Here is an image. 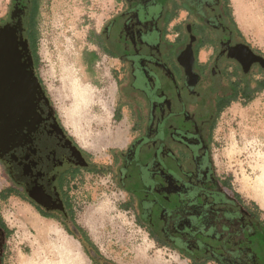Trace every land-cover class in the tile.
<instances>
[{
	"label": "flooded vegetation",
	"instance_id": "1",
	"mask_svg": "<svg viewBox=\"0 0 264 264\" xmlns=\"http://www.w3.org/2000/svg\"><path fill=\"white\" fill-rule=\"evenodd\" d=\"M36 1L9 0L0 14V28H14L20 62L40 83L33 82L26 104L0 106V192L12 188L10 195L82 236L72 221V183L83 171L102 173L104 163L64 126L39 74L29 36ZM121 2L97 43L122 64L121 100L135 119L132 143L113 154L116 183L155 239L190 261L264 264V244L250 242L255 233L222 193L228 181L211 155L220 106L264 81V51L242 33L230 0ZM189 44L192 53H185ZM7 226L0 209V264Z\"/></svg>",
	"mask_w": 264,
	"mask_h": 264
},
{
	"label": "rangeland",
	"instance_id": "2",
	"mask_svg": "<svg viewBox=\"0 0 264 264\" xmlns=\"http://www.w3.org/2000/svg\"><path fill=\"white\" fill-rule=\"evenodd\" d=\"M8 2L0 0V14ZM120 2L41 0L38 22L42 81L64 126L100 163H110L111 147L130 139V134L136 135L130 132L135 121L132 109L121 100L122 64L97 45L100 31L117 14ZM230 3L246 38L264 51V0ZM92 51L97 52V58ZM75 86L77 93L72 92ZM142 87L151 92L147 86ZM83 88L82 99L79 92ZM213 135L211 155L217 173L246 201H255L260 207L259 217L264 219V202L259 200L264 201V90L224 108ZM72 184L74 217L105 257L119 264H196L155 239L136 214V201L116 183L111 170L83 171ZM3 187L1 180L0 190ZM128 201L130 205L125 206ZM0 209L12 229L5 264H24L27 259L65 264L64 247L75 245L83 251L81 241L69 233L61 219L42 217L28 202L14 195H0ZM83 259L87 264L94 263L87 252ZM204 264L218 263L208 260Z\"/></svg>",
	"mask_w": 264,
	"mask_h": 264
},
{
	"label": "trees",
	"instance_id": "3",
	"mask_svg": "<svg viewBox=\"0 0 264 264\" xmlns=\"http://www.w3.org/2000/svg\"><path fill=\"white\" fill-rule=\"evenodd\" d=\"M40 6H41V0H38L34 3L31 18H30V24H29V28H30L29 36H30V40H31V44H32V50L35 51L37 59H39L38 51H37V41L39 38L38 22H39V15H40ZM91 54L94 58L98 57V54L96 51H92ZM262 90H264V81L259 82L258 86L256 88L251 87L246 92V95L244 98L248 99V100L252 99L257 92H260ZM237 100H238V97L234 96L231 99H229L226 104L221 105L219 108V111H218V116L224 110V108H226L227 106H229L232 103V101H237ZM113 151L115 152L116 150H113ZM98 166H99L100 171H107V170H110V168H111V166L108 164H100ZM221 189H222V193H224L229 199H231L234 202L232 209H234L236 212H238L239 214L244 216L243 221H241V225L245 224V225H248L249 227H251L253 229V232L255 234L251 238L250 242H252L253 241L252 239H254L257 243L260 242V243L264 244V219H261V217H259V211H260L259 205L253 200L246 201L243 198V196H241V194L239 192H237L233 189V186L231 185V183L229 181H228L227 185L225 184L224 189L222 187H221ZM12 191H13L12 188H6L0 192V195H3L4 198H7L8 196H10ZM125 204H126L125 206H129L130 201L126 202ZM40 213L45 217H52V218L54 217V215H51L50 213L45 212V211H40ZM56 218L58 220H60L59 217H56ZM72 221L80 229V231H82V236L76 235L73 231H71L69 229H67V230L69 231L70 234H73L75 237H77L81 241L86 252L93 259L94 263H96V264H107V263L108 264H116L115 261L105 257L101 253L100 249L95 244V242L92 240L89 233L85 230L84 227H82L76 221L75 218H72ZM235 223L238 226L240 225V221L238 222V220H235ZM237 223H239V224H237ZM8 226L6 227V231H7L6 235H7V237H10V235L12 234V229ZM91 250H94L96 252V254L104 262L100 261L99 259H96L91 254ZM207 261H208V259L204 260L202 262H199V263L196 261H193V262L196 264H204Z\"/></svg>",
	"mask_w": 264,
	"mask_h": 264
},
{
	"label": "water",
	"instance_id": "4",
	"mask_svg": "<svg viewBox=\"0 0 264 264\" xmlns=\"http://www.w3.org/2000/svg\"><path fill=\"white\" fill-rule=\"evenodd\" d=\"M14 35V28L8 25L0 28V67H2L0 70V106L3 107L2 109L9 104H26L30 98L33 82L40 87L33 73L28 72L21 64V55ZM184 52L192 53L191 44Z\"/></svg>",
	"mask_w": 264,
	"mask_h": 264
},
{
	"label": "crops",
	"instance_id": "5",
	"mask_svg": "<svg viewBox=\"0 0 264 264\" xmlns=\"http://www.w3.org/2000/svg\"><path fill=\"white\" fill-rule=\"evenodd\" d=\"M234 17H235V13H234ZM235 20H236V22H237V24H238V26H239V23H238V21H237V19H236V17H235ZM239 28H240V26H239ZM240 30L242 31V29L240 28ZM242 33H243V31H242ZM244 34V33H243ZM245 35V34H244ZM133 132L134 131V133H135V129H134V127H133V125H130V132ZM136 136V135H135ZM135 137H133V135L132 134H130V139H128L127 138V140L124 142H122V144H120V145H114V146H112L111 147V149H113V150H116V151H124L131 143H132V141H133V139H134ZM125 146V147H124ZM113 154H114V151H113ZM113 155H112V161H110V163H109V161L107 162V163H104V164H108V165H110V166H112L113 164ZM111 169V168H110ZM16 198H18L20 201H25V202H28V201H26L25 199H22V198H20V197H18V196H16V195H14ZM30 205H31V203L30 202H28ZM32 207H33V205H31ZM34 208V207H33ZM35 209V208H34ZM36 212H38L37 210H36ZM39 213V212H38ZM39 215H41L42 217H45V216H43L41 213H39ZM45 218H52V217H45ZM52 219H56V218H52ZM80 241V240H79ZM80 244H81V246H82V243L80 242ZM66 248L68 249V251H69V259H67V264H87L86 263V261L83 259V253H85L86 252V250H85V252H83L84 251V246H82V248H83V251L81 252V251H79V249L74 245V247H73V245H70L69 247H67L66 246ZM71 256H72V258H71ZM71 258V259H70ZM190 260V259H189ZM192 262V261H191ZM90 264H94L92 261H91V263ZM96 264V263H95ZM116 264H119V263H116Z\"/></svg>",
	"mask_w": 264,
	"mask_h": 264
},
{
	"label": "bare ground",
	"instance_id": "6",
	"mask_svg": "<svg viewBox=\"0 0 264 264\" xmlns=\"http://www.w3.org/2000/svg\"><path fill=\"white\" fill-rule=\"evenodd\" d=\"M78 87V86H77ZM76 86H75V88H74V90L72 91V92H75V93H77V90H79L78 88H77ZM80 87V86H79ZM79 95L81 96V98L83 99L84 97H85V93H84V88L83 89H81L80 90V92H79ZM80 99V98H79ZM98 135V134H97ZM102 136V135H101ZM98 137V136H97ZM99 143V142H98ZM259 200H261L262 202H264L261 198H259ZM30 214V213H29ZM21 215V214H20ZM22 215H24V214H22ZM33 217H31V219H32ZM36 219V218H35ZM23 220H24V218H23ZM29 221H31V220H29ZM34 221H36V220H34ZM32 223V222H31ZM30 224V223H29ZM33 224V223H32ZM31 224V225H32ZM37 224V223H36ZM43 224V223H42ZM38 225V224H37ZM40 225V224H39ZM44 226V225H43ZM43 229V228H42ZM37 230H38V228H37ZM38 232V231H37ZM41 241V240H40ZM55 248V247H54ZM63 255H64V261H65V264L67 263V259H69V251H68V249L66 248V247H64V250H63ZM46 253V252H45ZM60 256V255H59ZM63 257V256H62ZM145 262V261H144ZM21 264V263H20ZM24 264H41V262H35V260H26V262H24ZM51 264V263H50Z\"/></svg>",
	"mask_w": 264,
	"mask_h": 264
}]
</instances>
